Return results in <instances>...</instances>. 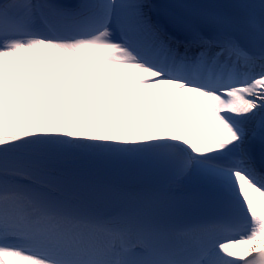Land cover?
Returning a JSON list of instances; mask_svg holds the SVG:
<instances>
[{"label": "bare ground", "instance_id": "bare-ground-1", "mask_svg": "<svg viewBox=\"0 0 264 264\" xmlns=\"http://www.w3.org/2000/svg\"><path fill=\"white\" fill-rule=\"evenodd\" d=\"M16 73H19V70L0 61V154L6 151L19 150L34 156L44 167L85 172L89 165L84 161L88 160L90 163L92 156L101 154L104 151L99 143L94 140L93 134H91L99 130L98 111L81 104H79L80 108L75 110L73 107L75 101L73 99L63 98L58 100V107L67 111L70 121L76 125L79 134L83 137L85 141L83 143L75 141L74 144L66 145L65 147L64 141L58 138L51 130L42 140L37 137H29L28 134H19L13 139H7L6 136L13 130L19 132V126L15 122V109L20 105L21 99L16 94L15 85L12 81ZM243 102L247 106L253 107L252 103ZM27 104L28 106L33 105L32 102ZM30 118L34 120V117L30 116ZM55 147L57 148L54 149ZM55 154H63L66 157L57 160L54 157ZM67 157H71V159ZM0 183L2 185L1 196L3 198V202L0 205V223L7 234L15 232L13 233L14 239L19 233H27L32 236L28 241L31 245L44 246L48 244L49 247H52L56 243L63 249V246L73 244V241L79 242L81 240L79 245H84L83 241L92 237L90 233L86 232L82 239L85 231L79 233V230L82 229L83 225L79 224L75 218H69L68 216L58 221L62 225L60 230L55 228L54 231L50 230L49 225H52L56 219L47 218L45 214H41L39 211L36 212V205L32 203L29 196L33 194L39 196L49 194L44 191L50 192V189L37 187L33 182L20 175L2 172H0ZM26 191H29V193H26ZM38 227L41 228L40 232H38ZM43 231L55 237L53 243L45 239L46 234ZM66 233H68L67 239L62 240ZM43 234L45 235L43 236ZM72 235H75L74 240H71ZM7 237L3 239V242L8 241ZM53 248L57 247L53 246ZM65 260L66 262L69 261L67 256Z\"/></svg>", "mask_w": 264, "mask_h": 264}]
</instances>
